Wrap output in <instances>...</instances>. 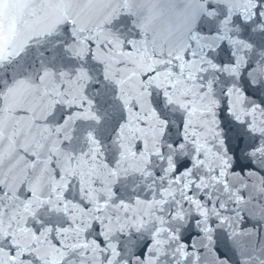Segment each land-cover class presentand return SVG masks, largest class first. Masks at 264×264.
<instances>
[{"label":"snow or ice","instance_id":"1","mask_svg":"<svg viewBox=\"0 0 264 264\" xmlns=\"http://www.w3.org/2000/svg\"><path fill=\"white\" fill-rule=\"evenodd\" d=\"M0 264H264V0H0Z\"/></svg>","mask_w":264,"mask_h":264}]
</instances>
